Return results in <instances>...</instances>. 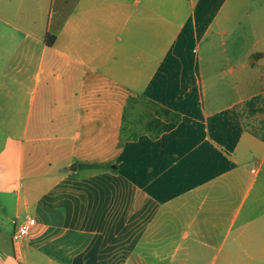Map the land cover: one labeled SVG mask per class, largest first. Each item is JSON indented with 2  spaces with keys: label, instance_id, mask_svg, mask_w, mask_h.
Segmentation results:
<instances>
[{
  "label": "crops",
  "instance_id": "0c3cea01",
  "mask_svg": "<svg viewBox=\"0 0 264 264\" xmlns=\"http://www.w3.org/2000/svg\"><path fill=\"white\" fill-rule=\"evenodd\" d=\"M260 95L264 0H0V264H264ZM131 98L180 124L121 144Z\"/></svg>",
  "mask_w": 264,
  "mask_h": 264
},
{
  "label": "trees",
  "instance_id": "16d2710c",
  "mask_svg": "<svg viewBox=\"0 0 264 264\" xmlns=\"http://www.w3.org/2000/svg\"><path fill=\"white\" fill-rule=\"evenodd\" d=\"M188 90L189 85L185 84L182 87L177 100H182ZM136 99L139 98H131L125 109V115L123 117V128L121 131V144L126 141L137 140L141 136V133H147L152 139H157L162 134L174 130L180 124L182 119L180 113L174 112L156 102L147 100L146 98H140L144 105L145 112L136 122H134V124L143 126V131L138 133L134 130H130L127 132V115L132 103L136 101ZM263 111L264 96L260 95L254 97L244 104V112L248 113L251 116ZM261 138L264 139L263 136H261Z\"/></svg>",
  "mask_w": 264,
  "mask_h": 264
},
{
  "label": "rangeland",
  "instance_id": "374dc122",
  "mask_svg": "<svg viewBox=\"0 0 264 264\" xmlns=\"http://www.w3.org/2000/svg\"><path fill=\"white\" fill-rule=\"evenodd\" d=\"M0 112L2 113V117H5L6 114H8V110H6V105L5 103H1L0 104ZM145 112L144 109V105L141 101V99H136V101H134L129 109L128 115H127V124H126V130L128 131H136V132H142L143 131V126L138 125V124H134V122H136L141 115H143ZM244 118H245V122L246 124L256 133H258L259 135L264 137V112H260L257 113L256 115H249L248 113H244ZM3 125L4 123L8 122L7 120H3ZM2 140V145L5 142V140L7 139V137L5 135H2V137H0ZM9 161L13 162V153L11 154V157H9ZM9 168V167H8ZM11 169V168H9ZM28 184L26 182L23 183L22 185V195L24 197L25 193H27L28 191ZM46 190V188L43 189H38L34 192V196H39L42 195L43 192ZM25 202V199L23 198V202H22V210L19 213V217H17V220L22 221L27 215L28 212L26 211V208L23 206ZM15 214H13V220L15 219ZM16 228L15 224H11L8 223L5 227V233L9 236L14 232V229Z\"/></svg>",
  "mask_w": 264,
  "mask_h": 264
},
{
  "label": "built area",
  "instance_id": "2783aa9c",
  "mask_svg": "<svg viewBox=\"0 0 264 264\" xmlns=\"http://www.w3.org/2000/svg\"><path fill=\"white\" fill-rule=\"evenodd\" d=\"M36 225L37 220L33 217H29L22 223L18 224L12 235L13 243H19L20 241L28 237Z\"/></svg>",
  "mask_w": 264,
  "mask_h": 264
}]
</instances>
